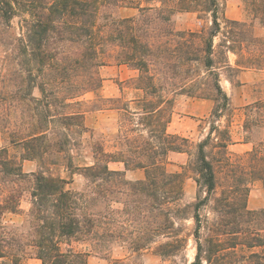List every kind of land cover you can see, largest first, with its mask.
Here are the masks:
<instances>
[{
    "label": "trees",
    "instance_id": "trees-1",
    "mask_svg": "<svg viewBox=\"0 0 264 264\" xmlns=\"http://www.w3.org/2000/svg\"><path fill=\"white\" fill-rule=\"evenodd\" d=\"M209 1L212 6H204L202 0L177 1V11L211 14L212 26L204 35L177 31L176 10L152 4L139 3L138 16L119 17L116 10L125 0H0V44L15 56L13 72L18 77V90L10 98L0 89V110L12 99L25 102L32 111L29 120H23L28 131L15 140L22 148L20 156L0 149V259L6 264H21L31 251L43 264H88L92 250L102 252L118 240L126 241L134 252L156 243V254L175 256L189 242L177 220L189 218L195 224L196 246L189 264H264V252L259 250L264 249V208L248 205L253 182L264 181V142L245 156L232 158L233 107L221 84L224 69L232 85L243 84L239 77L243 71L264 70V38L246 37L251 31L246 23L231 20L224 12L221 18L223 4ZM255 1L263 6L264 24V0ZM18 16L21 32L15 33L11 28ZM222 20L230 40L255 43L254 54L244 58L225 42L219 44L223 56L217 58L214 41ZM239 26L241 31L236 32ZM229 52L237 55L233 63ZM111 64L137 70L134 89L143 96L108 98L116 104L100 109L121 114L122 143L109 152L103 142H96L94 164L76 167L69 151L90 128L86 111L69 106L86 93L101 90L100 68ZM35 88L40 98L34 95ZM179 95L214 101L208 132L197 143L167 129ZM247 107L245 130L263 126L264 97ZM224 116L229 119L221 124ZM53 123L57 131L52 133ZM170 152L189 155L185 171H168ZM47 154L57 161L68 156L67 170L85 176L86 186L72 190L71 180L47 174L43 170ZM25 160L40 161V169L26 172ZM110 162H121L125 169H112ZM132 169H142L145 179L128 180L126 170ZM188 170L198 189L195 201L182 206ZM27 193L31 207L26 222H6L7 214L22 212ZM73 241L89 243L92 249L63 250L62 244Z\"/></svg>",
    "mask_w": 264,
    "mask_h": 264
},
{
    "label": "rangeland",
    "instance_id": "rangeland-1",
    "mask_svg": "<svg viewBox=\"0 0 264 264\" xmlns=\"http://www.w3.org/2000/svg\"><path fill=\"white\" fill-rule=\"evenodd\" d=\"M125 5L116 10L119 17H135L139 15V9L136 7L139 3L143 5L152 4L162 6L171 10L174 8L175 11L179 4L178 0H163V3L159 0H125ZM223 4L220 12L225 13L226 16L231 20L246 23L247 28L251 31L248 36H255L264 38V24L263 14L261 8L262 4L255 0H218ZM204 6L210 5L209 0H202ZM202 5V6H203ZM195 6V4H193ZM199 9H203L199 8ZM174 27L177 31L187 34L189 32H202L207 35L212 26V16L207 11H175L173 14ZM21 18L18 16L13 20L12 31L15 33L21 32L20 28ZM241 27L234 28L236 32H240ZM228 26L222 20L221 32L215 37V46L217 49V58L221 59L222 54L218 49L220 43L232 44L234 50L238 52L242 57H248L254 54L255 43L241 42L240 40H230L226 34ZM242 46V47H240ZM226 51L227 48L223 47ZM264 53V45H263ZM229 59L233 63L237 55L233 52H229ZM15 56L10 51H6L5 47L0 44V89L4 90L6 97L10 98L13 93L18 90V77L13 72L16 65L12 63ZM119 66V65H118ZM121 69L115 65H106L100 68V74L104 80L103 84L107 85V88L102 87L101 90L96 92H88L83 95L79 100V103L74 106H69V110H83L89 113L87 124L90 126V131L84 133L80 138L81 142L78 146H74L70 150L69 154L73 158L74 166L83 167L86 165H92L96 161L94 144L96 142H103L105 149L109 152L115 151L120 144V134L122 131L121 125V114L112 113L108 109H100L113 105L108 100L106 93H110V87L119 85L125 88L121 97L122 100H130L137 96H143L142 92H136L134 87L137 83L136 77L128 78L121 81L120 77ZM221 84L225 91L231 98L232 102V117H231V132L233 143L229 146V152L233 159L245 156L248 152L252 151L255 146H259L264 142V125L253 126L250 131L245 130L244 124L247 118L248 104L254 102L259 98L264 97V70L249 69L246 73H241L240 81L242 85H232L227 79L226 69L222 71ZM110 86V87H109ZM106 90V91H105ZM24 93L25 91L22 90ZM34 95L38 98L41 97V93L38 88L33 90ZM10 104L14 107L9 108ZM118 104V103H117ZM135 106V104L133 105ZM214 106V101L211 99L193 98L188 96L179 95L176 96L174 104L171 108V120L168 123V131L172 134H179L190 138L193 143L199 142L203 139L209 128L208 120L209 114L211 113ZM93 112V115L90 113ZM32 111L27 109L25 102H17L12 99H8L7 106L0 110V149L7 148L10 151L11 156L19 157L22 148L19 144L15 143V140L23 133L26 124L23 120H29ZM229 118L226 116L222 117L221 124H226ZM27 122V121H26ZM55 123L50 126V131L53 133L57 131ZM91 125H97V127ZM62 130V129H61ZM53 136V134H52ZM56 136V135H54ZM189 155L187 153L170 152L167 157L166 168L170 172H182L185 171V167L189 161ZM50 154L44 158L43 170L47 174L54 176H62L71 180L72 182L68 185L69 189L82 190L87 183L85 176L79 173L71 175L67 170L68 156L67 158H58ZM55 162V163H54ZM111 163V162H110ZM119 164V165H118ZM123 164V163H122ZM121 163L112 164V169H117L121 166L124 170V164ZM41 162L31 160L24 166L26 172H35L40 169ZM123 166V167H122ZM126 177L131 181H142L145 179V174L142 169H132L129 173L126 172ZM197 183L193 178V173L188 170L185 176V195L181 201L182 206L193 203L196 199L197 194ZM248 205L251 209L264 208V181L256 180L253 182L251 192L248 200ZM22 212L19 214H7L5 217L8 223L23 224L26 222V213L31 207L29 193L25 195L22 201ZM205 212V211H204ZM177 225L182 227L183 235H187L189 238L188 246L183 251L175 256L162 257L155 253L156 243L152 244L148 249L134 252L129 248V244L126 241L118 240L107 246V250L102 252L92 250L88 256V264H189L194 261L196 255V246L193 238L194 221L192 219H178ZM63 250L73 248L79 251H89L92 248L89 243L73 241L71 245L62 244ZM257 250V249H256ZM264 252V249H259ZM244 252H248L245 249ZM0 264H6L4 260L0 259ZM21 264H43L38 259L33 251L25 255ZM203 264H208L204 261Z\"/></svg>",
    "mask_w": 264,
    "mask_h": 264
},
{
    "label": "crops",
    "instance_id": "crops-1",
    "mask_svg": "<svg viewBox=\"0 0 264 264\" xmlns=\"http://www.w3.org/2000/svg\"><path fill=\"white\" fill-rule=\"evenodd\" d=\"M142 5H143V3H142ZM116 67H120V69H121V72H120V77H121V81H123V80H126V79H128V78H133V77H135V76H137L138 75V71L137 70H135V69H131V68H129L127 65H115ZM248 70H246V71H243L242 73H246ZM103 87L105 88H107V85L105 84H103ZM110 87V86H109ZM109 88H107V90H108ZM106 91V90H105ZM125 91V88H122L120 85H117V86H111L110 87V93H106L105 95H107L108 97H118V96H120L121 94H123V92ZM135 91L136 92H139V90L138 89H135ZM109 111H112V113H115L116 115H118V111H116V110H109ZM88 115H89V113H85V122L88 120L87 118H88ZM90 115H93V112L92 113H90ZM86 124H87V122H86ZM87 126L88 127H90L88 124H87ZM92 126H94V127H97V125H91V128L92 129H94ZM28 161H31V160H25L24 161V166H26L27 165V162ZM117 163H121V162H111L110 163V166L112 165V164H117ZM122 164V163H121ZM119 165V164H118ZM123 165V164H122ZM123 167V166H122ZM117 169H122L121 168V166H118V168ZM131 170H126V172L127 173H129Z\"/></svg>",
    "mask_w": 264,
    "mask_h": 264
}]
</instances>
